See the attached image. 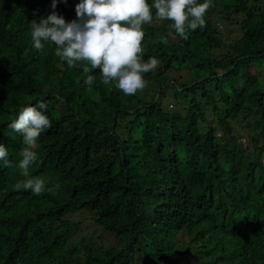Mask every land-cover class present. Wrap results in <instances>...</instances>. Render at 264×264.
<instances>
[{
    "label": "trees",
    "instance_id": "1",
    "mask_svg": "<svg viewBox=\"0 0 264 264\" xmlns=\"http://www.w3.org/2000/svg\"><path fill=\"white\" fill-rule=\"evenodd\" d=\"M78 3L0 0V145L13 165L0 160V264H264V4L212 0L187 40L153 8L142 59L159 63L127 96L99 69L86 85L51 42L34 49L32 24L53 11L71 22ZM220 25L241 36L229 43ZM40 101L51 126L34 195L16 187L25 145L8 124ZM77 214L114 244L81 236Z\"/></svg>",
    "mask_w": 264,
    "mask_h": 264
},
{
    "label": "clouds",
    "instance_id": "2",
    "mask_svg": "<svg viewBox=\"0 0 264 264\" xmlns=\"http://www.w3.org/2000/svg\"><path fill=\"white\" fill-rule=\"evenodd\" d=\"M56 6L57 0H52V8ZM212 6V0L203 3L154 0L151 5L148 0H80L75 8L77 19L67 22L53 11L32 24L31 40L34 49L41 53L45 48L43 42L54 44L56 57L70 68L82 67L86 75L84 83L89 87L95 79L89 73L99 69L104 85L115 82V87L123 94L134 96L146 87L144 74L155 71L159 63L155 57L146 62L142 59L143 25L153 22V8L157 20L171 21L170 27L175 33L187 40L191 31L205 26V15ZM161 41L168 43L166 37H161ZM46 108L43 101L36 106L23 107L18 118L8 124L12 131L22 135L25 145L18 164L24 179L16 187L31 190L34 195L42 194L46 185L43 178L29 174L30 166L37 161L34 150L38 147V138L51 126L42 111ZM0 160L6 167L13 166L3 145H0Z\"/></svg>",
    "mask_w": 264,
    "mask_h": 264
},
{
    "label": "rangeland",
    "instance_id": "3",
    "mask_svg": "<svg viewBox=\"0 0 264 264\" xmlns=\"http://www.w3.org/2000/svg\"><path fill=\"white\" fill-rule=\"evenodd\" d=\"M259 1H261L264 4V0H259ZM223 27L224 26L220 25L219 30L222 31ZM231 30L232 31L230 33V36L227 33H225V31H222L223 35L224 36L226 35V39L228 40L229 43L235 42L241 36L240 30L237 29V27L235 25H232ZM172 101H173V99L168 100L167 103L170 102L169 104H171ZM171 107H172V104L170 105V108ZM239 129H241V126H239ZM242 134H243V138H242L241 143L246 148V146L248 145V140H247V137L244 136L243 132H242ZM70 218L72 220H74V221H81L80 229L78 231L79 234H81V236H88L89 234H92L93 232L96 231L98 235L103 236V238L106 241V244H108V245H113L114 244L113 236H111L110 234L105 233L102 230L96 229L94 222L90 220L89 214H84V215L83 214H77L75 216H71ZM77 239H78V237L74 238L73 240H77Z\"/></svg>",
    "mask_w": 264,
    "mask_h": 264
}]
</instances>
